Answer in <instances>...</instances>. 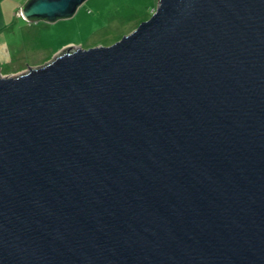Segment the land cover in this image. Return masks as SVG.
I'll list each match as a JSON object with an SVG mask.
<instances>
[{
  "label": "water",
  "instance_id": "95a60500",
  "mask_svg": "<svg viewBox=\"0 0 264 264\" xmlns=\"http://www.w3.org/2000/svg\"><path fill=\"white\" fill-rule=\"evenodd\" d=\"M0 264H264V0H158L0 72Z\"/></svg>",
  "mask_w": 264,
  "mask_h": 264
},
{
  "label": "rangeland",
  "instance_id": "374dc122",
  "mask_svg": "<svg viewBox=\"0 0 264 264\" xmlns=\"http://www.w3.org/2000/svg\"><path fill=\"white\" fill-rule=\"evenodd\" d=\"M26 0H0L3 76L42 65L66 47L110 45L131 33L155 11L158 0H85L68 18L25 24L18 7Z\"/></svg>",
  "mask_w": 264,
  "mask_h": 264
},
{
  "label": "crops",
  "instance_id": "0c3cea01",
  "mask_svg": "<svg viewBox=\"0 0 264 264\" xmlns=\"http://www.w3.org/2000/svg\"><path fill=\"white\" fill-rule=\"evenodd\" d=\"M24 3H25V2H24ZM22 5H23V4H22ZM22 5H21V6H22ZM21 6L18 7V10H17V11H19V9H20ZM24 22H25V24L29 25V23H33V22H35V21H27V20L24 19ZM4 37H5V36H4L3 32L0 31V46H4V45H6V42H5ZM0 70L2 71L1 68H0Z\"/></svg>",
  "mask_w": 264,
  "mask_h": 264
}]
</instances>
